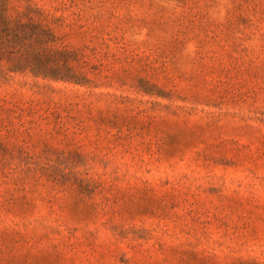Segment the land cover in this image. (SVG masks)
Masks as SVG:
<instances>
[{
    "label": "rangeland",
    "instance_id": "obj_1",
    "mask_svg": "<svg viewBox=\"0 0 264 264\" xmlns=\"http://www.w3.org/2000/svg\"><path fill=\"white\" fill-rule=\"evenodd\" d=\"M32 1L93 84L0 78V264H264V0Z\"/></svg>",
    "mask_w": 264,
    "mask_h": 264
},
{
    "label": "trees",
    "instance_id": "obj_2",
    "mask_svg": "<svg viewBox=\"0 0 264 264\" xmlns=\"http://www.w3.org/2000/svg\"><path fill=\"white\" fill-rule=\"evenodd\" d=\"M52 23L54 17L32 0H0V78L21 75L74 86L93 84L84 54L62 45ZM3 106L0 99V111ZM1 115L0 124L12 121L9 114ZM54 120L60 121V116ZM10 174L3 175L5 180ZM18 180L25 189L23 178Z\"/></svg>",
    "mask_w": 264,
    "mask_h": 264
}]
</instances>
